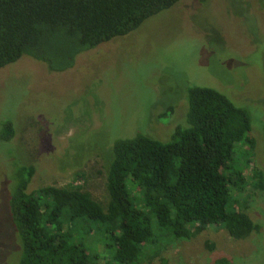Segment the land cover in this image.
<instances>
[{
  "label": "rangeland",
  "instance_id": "rangeland-1",
  "mask_svg": "<svg viewBox=\"0 0 264 264\" xmlns=\"http://www.w3.org/2000/svg\"><path fill=\"white\" fill-rule=\"evenodd\" d=\"M192 87L214 89L250 114L256 148L238 144L228 174L243 173L247 186L232 189V202L259 230L236 240L211 226L174 241L159 231L165 240L146 247L144 263L264 264V191L254 178L264 170V0H182L81 54L68 71L27 57L1 69L0 135L7 122L14 135L0 139V264H19L22 255L9 212L19 167L35 168L28 192L80 187L106 207L115 140L143 134L169 141L187 126ZM89 251L105 263L102 247Z\"/></svg>",
  "mask_w": 264,
  "mask_h": 264
},
{
  "label": "trees",
  "instance_id": "trees-1",
  "mask_svg": "<svg viewBox=\"0 0 264 264\" xmlns=\"http://www.w3.org/2000/svg\"><path fill=\"white\" fill-rule=\"evenodd\" d=\"M180 1L0 0V70L27 57L51 72L68 71L81 54L128 36ZM187 100V126L177 127L169 141L143 134L115 140L106 207L80 187L28 192L35 168L19 167L9 199L19 264H99L103 258L89 251L97 246L107 253L104 264H145L146 247L165 236L191 239L211 226L236 240L257 232L231 198L233 188L242 193L246 179L240 171L228 174L238 144L256 148L249 112L206 87L188 89ZM13 135L7 122L0 139ZM254 178L264 191V170Z\"/></svg>",
  "mask_w": 264,
  "mask_h": 264
}]
</instances>
